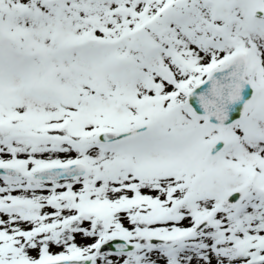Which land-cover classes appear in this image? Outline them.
Listing matches in <instances>:
<instances>
[{
	"label": "snow or ice",
	"instance_id": "6c2138e0",
	"mask_svg": "<svg viewBox=\"0 0 264 264\" xmlns=\"http://www.w3.org/2000/svg\"><path fill=\"white\" fill-rule=\"evenodd\" d=\"M0 264H264V0H0Z\"/></svg>",
	"mask_w": 264,
	"mask_h": 264
}]
</instances>
